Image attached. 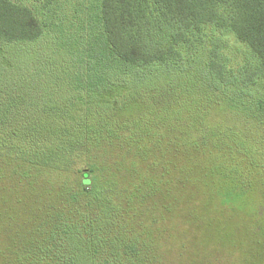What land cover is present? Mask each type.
I'll list each match as a JSON object with an SVG mask.
<instances>
[{
  "label": "trees",
  "instance_id": "1",
  "mask_svg": "<svg viewBox=\"0 0 264 264\" xmlns=\"http://www.w3.org/2000/svg\"><path fill=\"white\" fill-rule=\"evenodd\" d=\"M63 4L0 0V263L156 264L152 248L148 252L136 236L133 226L142 214L135 221L134 208L148 204L147 195L157 191L175 208L186 184L179 179L188 174L176 177L171 159L190 148L218 150L228 136L227 130L200 127L203 119L187 112L200 104V91L190 82L176 89L159 67L175 64L185 47L204 38L206 27L244 43L256 62L230 68L213 47L224 41L211 39L200 83L207 103L202 101L200 114L218 99L236 104L238 142H247L253 157L249 134L264 120L244 109L264 108V100H250L249 90L261 84L255 94H264V0H100L94 27L80 17L59 18ZM49 33L47 52L29 46ZM108 90L103 99L100 93ZM150 97L155 98L147 117ZM136 99L142 111L130 118L116 114ZM103 113L117 123L95 122ZM148 145L155 149L149 155ZM127 161L145 162L160 177L135 179ZM251 166L257 172L252 158ZM226 168L218 163L206 172L231 204L252 187L253 176L235 178L236 169ZM235 183L242 185L234 190ZM148 217L146 212L143 219ZM127 225L131 232L117 230Z\"/></svg>",
  "mask_w": 264,
  "mask_h": 264
},
{
  "label": "rangeland",
  "instance_id": "2",
  "mask_svg": "<svg viewBox=\"0 0 264 264\" xmlns=\"http://www.w3.org/2000/svg\"><path fill=\"white\" fill-rule=\"evenodd\" d=\"M63 2V11L60 12L59 18L63 20L73 18V21H77L80 17L88 23V26H95L100 0H63ZM203 36L204 38L197 39L185 47L181 52L182 57L177 59L175 64L159 67L163 77L176 83V89L178 88L177 83L190 82L193 86L192 90L196 92L198 89V92H202L200 83L205 80H203L202 72L209 59L210 41L213 37H219L224 41L221 44L215 41L213 47L228 67L237 68L242 64L248 66L256 62L249 48L229 32L206 27ZM52 39L53 34L49 33L39 42L29 46L47 52ZM164 72H169V75ZM143 89L152 88L144 87ZM261 89V84L249 88L252 92L250 100L255 104H260L264 100V94L258 96L255 94ZM110 92L111 90L104 91L100 93V96L106 99ZM200 92L198 93L200 104L191 108L189 106L187 112L203 119L200 127L213 133H217L216 131L224 133L223 130H227L224 135L228 136L218 143L219 152L215 146L208 145L204 152L203 148L196 150L190 148L186 153L172 158L171 164L176 169L174 175L184 177L188 174L179 179L186 181L184 197L179 200L175 208H170L172 203L167 205V201L159 195L158 191L154 193L155 195H147L149 203H139L137 208H134V213L131 214L135 221L142 214V221L133 228L137 231L136 236L146 243L145 249L151 253L152 248L153 254L157 257L156 264H264V121L257 122L259 124H255V133L249 134V141L253 146V157H251L246 147L247 142L240 145L238 142L239 133L234 114L236 104L232 103L234 108L225 97V100L218 99L217 102L213 101L208 104L207 113L201 116L202 101L207 103L204 100L207 97ZM171 96H177V93ZM155 97L146 99V105L149 107L147 117L152 115L150 111L154 100L151 98ZM136 101L137 104L132 105L131 108L126 106L123 111L116 112V114L125 118L135 116L142 111L140 107L142 102L137 99ZM143 106L146 107L144 103ZM230 107H232L233 114ZM241 107L244 108V106ZM145 111L148 112L146 108ZM245 112L253 115L250 117H259L260 120H264V108L256 106L251 111L244 109ZM98 120H103L105 123L108 121L117 123V118L109 113L98 115L94 121ZM190 125L194 129L198 127L196 123H190ZM232 138L236 140V154L234 155L229 152L233 142ZM171 144L172 142H166V146ZM148 146L145 152L149 155V152L155 149ZM251 158L257 172H254L251 166ZM218 163L225 164L228 167L227 170L236 169V172H233L235 178L236 175H246L250 180L253 176L250 182L252 187L247 188L242 199L237 202L234 198L231 204H227L220 192L223 188L220 182L213 175L210 176V172H206V167H214ZM182 166L184 168H180ZM132 170H136L135 174L133 173L135 179L137 175H140L149 182L151 179L157 180V177H160L159 174L156 176L154 171L151 172L145 162L130 163L127 161L126 171L132 173ZM149 175L151 177L147 178ZM191 177L190 183L189 178ZM236 185L241 187L242 184L235 183L234 190H236ZM179 197L181 198V195ZM3 198L6 199L7 196ZM173 203L176 204L175 201ZM146 212L150 218L148 220L143 219ZM131 229L128 225L125 228L121 226L117 228L119 232L126 231V233L131 232Z\"/></svg>",
  "mask_w": 264,
  "mask_h": 264
}]
</instances>
